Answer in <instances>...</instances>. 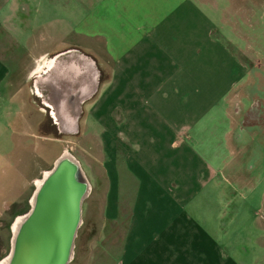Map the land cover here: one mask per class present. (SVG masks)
<instances>
[{
  "label": "crops",
  "instance_id": "crops-1",
  "mask_svg": "<svg viewBox=\"0 0 264 264\" xmlns=\"http://www.w3.org/2000/svg\"><path fill=\"white\" fill-rule=\"evenodd\" d=\"M31 1L38 3L0 0V106L10 102L0 115V139L6 134L9 141L0 146V221L9 216L11 234L0 260L12 251L10 264L72 262L85 200L88 226L100 215V243L85 264H242L216 228L226 207L234 242L264 238V170L239 162L232 139L219 140L213 163L188 142L199 137L207 109L247 73L216 33L218 23L193 0H44L53 12L47 18L43 10L46 22L62 12L76 46L99 38L114 60L110 79L86 104L102 147L97 179L93 166L51 141H59L63 124L71 130L77 122L75 100L84 88L37 101L25 78L33 73L28 62L46 51L26 58L10 49L30 27ZM65 151L77 168L57 166ZM47 171L32 211L36 180ZM30 212L13 246L12 223ZM260 243L253 246L262 264Z\"/></svg>",
  "mask_w": 264,
  "mask_h": 264
},
{
  "label": "rangeland",
  "instance_id": "rangeland-1",
  "mask_svg": "<svg viewBox=\"0 0 264 264\" xmlns=\"http://www.w3.org/2000/svg\"><path fill=\"white\" fill-rule=\"evenodd\" d=\"M36 1H38L36 4L32 3L33 1L30 2L32 4L29 14L30 27L22 37L20 36L21 42L18 45L15 42L12 43L10 49L25 52L26 58L46 51L42 57L28 62L33 73L25 78L29 92L37 101H54L60 95L67 94L69 89H76L75 92H78V87H84L88 84L89 79L87 78L89 76L90 83L92 82L90 90L82 91L75 100V108L78 113L77 122L72 125L71 130H66V124H63L59 141H51L56 142L57 148L59 145L64 149H69L81 161L83 167L93 166L95 178L98 179L102 167V147L99 133L94 131L88 122L89 115L86 116V104L90 99L96 97L101 85L110 79L114 60L107 55L103 42L99 38L77 43L78 46H76L70 36L71 28L67 25L62 12L60 14L56 12V15L61 17L59 20L46 22L43 18L46 14L47 18H53V12L49 10L50 5L44 0ZM193 1L198 3L218 23L220 28L216 33L235 52L247 73L237 81L234 88L227 90L222 99L219 98L215 107L207 109L205 117L199 123V137L194 136L188 142L206 161L213 163L214 159L217 160L214 154L218 148L219 140L228 138V142H230L232 139L239 162L253 164V166H259L264 170V0ZM37 8L40 10L38 11ZM45 8L47 9L44 11L46 14L43 13ZM19 34L17 33L18 36ZM61 35L63 36L62 40L51 41L54 36L58 40ZM60 50L62 51L58 54ZM69 59H73L75 65L84 70L83 73L85 72V75L81 73L78 78H75L76 81L73 83L55 75V68L59 69L62 63ZM36 68L39 72H34ZM55 81L59 83L56 88L54 86ZM35 85H38L37 88ZM8 103L10 102L6 101L0 106V115L4 113L2 110L6 108L5 105ZM2 136L4 137L0 139V146L7 149L9 148L7 135L3 134ZM61 167L63 166L61 165ZM44 177L36 180V183L41 182ZM91 181L94 189H96L97 182L95 183L94 179ZM210 186V183L205 185L206 191ZM32 187L30 188L32 189ZM27 191V187L21 191L20 198L23 194L27 195ZM95 195L94 191L90 200L96 198ZM95 210L100 213L101 209L98 210L97 207ZM222 211L223 224L221 227L217 226L216 229L223 238L224 244L227 241L229 243L224 248L229 246L230 254L242 264H260L258 262L262 259L257 252L258 247L253 245L261 247L260 242L264 243V238L261 237L254 243L246 239L239 243H237L238 241L234 242L231 239L233 223L230 221L229 210L223 207ZM82 214V224L79 226L75 238V258L69 264H85L93 245L100 243L97 233L100 228L95 225L100 222V215H97L98 219L94 221V226L90 224L89 227L86 220L85 200ZM206 215L207 221L212 220L210 219V211H207ZM8 220L9 216L5 214V217L0 221V255L6 251L11 235L7 230ZM83 241L86 245L81 250L79 247Z\"/></svg>",
  "mask_w": 264,
  "mask_h": 264
},
{
  "label": "bare ground",
  "instance_id": "bare-ground-1",
  "mask_svg": "<svg viewBox=\"0 0 264 264\" xmlns=\"http://www.w3.org/2000/svg\"><path fill=\"white\" fill-rule=\"evenodd\" d=\"M70 159H71V158H70ZM70 159H69V156H68V155H63V156L58 160V162H57V166H61V165H62V166H66V167H69V166L71 167V166H73V168H74V167L77 168V165H79V164H78V162L76 161V159H75V158H72L71 160H70ZM71 161H72V163H71ZM69 162H70V163H69ZM50 174H51V172L46 173L44 179H43L41 182H39L38 185H37V191H36V193H35V195H34V208H35V206L37 205V197H38V195H39V193H40V191H41V189H42V184H43L44 181H46V179L49 177ZM86 191H87V190H86ZM86 191H84L83 193L85 194ZM34 208L32 209V211L34 210ZM30 214H31V212L25 214L24 216L19 217L18 220L16 221V224H15V234H14V238H13V243H14V244H15V241H16V238H17V236H18V233H19L20 229L22 228V226H23L25 220L30 216ZM77 221H78V220H77ZM14 246H15V245H14ZM12 256H13V253H12L11 255L5 257L2 261H0V264H10V261H11V259H12ZM69 257H71L70 254H69Z\"/></svg>",
  "mask_w": 264,
  "mask_h": 264
},
{
  "label": "flooded vegetation",
  "instance_id": "flooded-vegetation-1",
  "mask_svg": "<svg viewBox=\"0 0 264 264\" xmlns=\"http://www.w3.org/2000/svg\"><path fill=\"white\" fill-rule=\"evenodd\" d=\"M71 66H74V67H73V68H70ZM40 71H41V70H40ZM83 71H84V70H81V69L79 68L78 65L72 64V65H70V66H67V68H63L62 71H59V72L57 73V76H58L59 78H61V79H65V80H67V81L73 83V82L76 81L75 78H78V76L81 75V73H83ZM37 72H39V71H37ZM83 74L85 75V72H84ZM86 74L89 75L88 73H86ZM87 79H90L89 76H88ZM83 88H84L83 91L87 92V90H88V88H89V85L86 84ZM63 155H68V156H69V159H70V158H71V159L74 158V157H73L68 151H65ZM63 155H62V156H63ZM71 159H70V160H71ZM71 163H72V161H71ZM71 168L73 169V166H71ZM46 173H49V171L45 172V174H46ZM37 185H38V183H36V187H37ZM36 191H37V188H36V190H35V193H36ZM35 193H34V195H35ZM34 195H33V197L31 198V202H32L33 208H34ZM24 215H25V214H24ZM24 215L17 216V217L15 218L14 222L12 223V234H13V238H14V234H15V224H16V221L18 220L19 217L24 216ZM13 238H12V239H13ZM12 243H13V242H12ZM13 246H14V243H13ZM11 254H12V251H11L10 254H8L7 256H9V255H11ZM7 256H5V257H7ZM5 257H3L0 261H2Z\"/></svg>",
  "mask_w": 264,
  "mask_h": 264
}]
</instances>
